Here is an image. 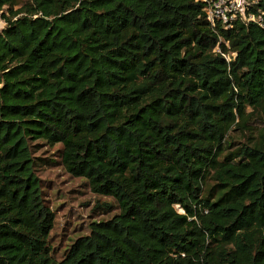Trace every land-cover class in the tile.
<instances>
[{"label":"trees","instance_id":"16d2710c","mask_svg":"<svg viewBox=\"0 0 264 264\" xmlns=\"http://www.w3.org/2000/svg\"><path fill=\"white\" fill-rule=\"evenodd\" d=\"M249 1L263 25L213 28L204 0H0V264H264V128L228 142L264 117ZM39 139L120 209L60 260Z\"/></svg>","mask_w":264,"mask_h":264},{"label":"rangeland","instance_id":"374dc122","mask_svg":"<svg viewBox=\"0 0 264 264\" xmlns=\"http://www.w3.org/2000/svg\"><path fill=\"white\" fill-rule=\"evenodd\" d=\"M25 1L20 0L15 9ZM4 13L10 14L7 7ZM6 26V19L0 15V32ZM249 118L250 129H239L235 126L230 131L228 142L231 149L247 143L249 136L257 137L264 128V117L261 113L254 112ZM30 145L36 162L35 172L41 179L46 203L55 214L49 242L53 257L60 260L74 240L90 233L91 223L109 219L120 209L112 196L94 193L86 178L74 176L67 171L61 158L62 144L51 145L39 139L31 140ZM106 204L111 207H106Z\"/></svg>","mask_w":264,"mask_h":264},{"label":"built area","instance_id":"2783aa9c","mask_svg":"<svg viewBox=\"0 0 264 264\" xmlns=\"http://www.w3.org/2000/svg\"><path fill=\"white\" fill-rule=\"evenodd\" d=\"M207 18L213 28L221 25L225 28L233 26L237 19L244 21H260L253 13H249L250 5L254 2L249 0H204ZM263 25L262 22H259Z\"/></svg>","mask_w":264,"mask_h":264}]
</instances>
